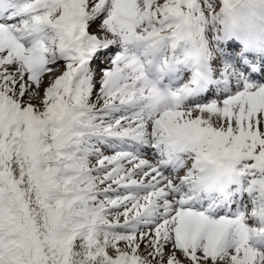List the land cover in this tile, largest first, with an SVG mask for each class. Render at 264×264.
I'll return each instance as SVG.
<instances>
[{"label": "snow or ice", "instance_id": "obj_1", "mask_svg": "<svg viewBox=\"0 0 264 264\" xmlns=\"http://www.w3.org/2000/svg\"><path fill=\"white\" fill-rule=\"evenodd\" d=\"M230 2L0 0V264H264V56L222 42ZM209 165L236 178L204 196Z\"/></svg>", "mask_w": 264, "mask_h": 264}, {"label": "clouds", "instance_id": "obj_2", "mask_svg": "<svg viewBox=\"0 0 264 264\" xmlns=\"http://www.w3.org/2000/svg\"><path fill=\"white\" fill-rule=\"evenodd\" d=\"M220 19L222 23L218 22L215 29L222 37L236 38L243 42L244 47L255 52H264V0H231L230 8ZM212 47L214 49L215 44ZM194 48L195 45H189L190 51ZM144 87L156 111H162L177 103L166 90L153 88L150 84ZM235 178L233 168L218 170L215 166L209 165L203 181L196 187L201 195H216L219 189L228 187Z\"/></svg>", "mask_w": 264, "mask_h": 264}, {"label": "rangeland", "instance_id": "obj_3", "mask_svg": "<svg viewBox=\"0 0 264 264\" xmlns=\"http://www.w3.org/2000/svg\"><path fill=\"white\" fill-rule=\"evenodd\" d=\"M144 95L147 96V92L146 91H145ZM253 223L256 226H264V222H261V221L255 220V219H254Z\"/></svg>", "mask_w": 264, "mask_h": 264}]
</instances>
